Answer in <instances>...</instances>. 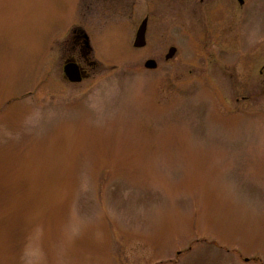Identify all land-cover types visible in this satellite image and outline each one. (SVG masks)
Wrapping results in <instances>:
<instances>
[{
	"label": "rangeland",
	"instance_id": "obj_1",
	"mask_svg": "<svg viewBox=\"0 0 264 264\" xmlns=\"http://www.w3.org/2000/svg\"><path fill=\"white\" fill-rule=\"evenodd\" d=\"M259 1L204 45L184 0H0V264H264Z\"/></svg>",
	"mask_w": 264,
	"mask_h": 264
},
{
	"label": "flooded vegetation",
	"instance_id": "obj_2",
	"mask_svg": "<svg viewBox=\"0 0 264 264\" xmlns=\"http://www.w3.org/2000/svg\"><path fill=\"white\" fill-rule=\"evenodd\" d=\"M257 3L259 4L260 1L184 0L186 11H200L201 13V17L198 21L201 26L199 27V30L194 34L198 33L203 35L204 45L206 44L208 38H211V36H217V38L223 40L221 41L222 43H224V41L232 42L233 45L239 43L240 41H242L243 43H249L252 42V40H255L256 36L253 37L252 35L254 33V27L252 28V25L249 26V23H251L255 18L253 10H255ZM258 12L260 13L261 11ZM255 16L257 17V15ZM145 18H147L149 21L148 16H146ZM261 18L262 17H258L257 19L260 20ZM245 24L248 28L247 33L250 37V40L247 42L246 39H240V34L238 33L240 29L242 32L244 31ZM85 35L86 33L81 31L80 33L76 34L75 38L73 39L75 50H80L83 56L87 55L88 48H90V45L88 46L86 43L87 38ZM192 37H195V35H193ZM227 38L228 40H226ZM188 41L189 43H191V39H188ZM70 59L75 60L73 57H71ZM79 65L85 73L84 67L80 63ZM261 72L263 71L261 70Z\"/></svg>",
	"mask_w": 264,
	"mask_h": 264
},
{
	"label": "water",
	"instance_id": "obj_3",
	"mask_svg": "<svg viewBox=\"0 0 264 264\" xmlns=\"http://www.w3.org/2000/svg\"><path fill=\"white\" fill-rule=\"evenodd\" d=\"M147 23H148V19L144 18L137 30L136 37L134 40V45L136 47H143L147 43V39H146L147 26H148ZM85 36L87 38L86 43L89 46L90 45L89 36L87 33ZM176 51L177 48L175 46H172L167 54V58H172L176 53ZM157 65H158L157 61L153 58H150L145 62L146 68L155 69L157 68ZM63 70L66 78L71 82H80L85 76L83 69L81 68L79 63L75 60L66 61Z\"/></svg>",
	"mask_w": 264,
	"mask_h": 264
}]
</instances>
